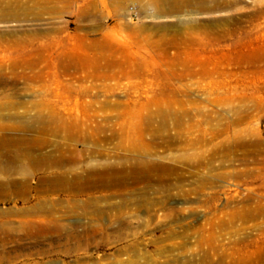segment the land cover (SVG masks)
<instances>
[{"label":"rangeland","instance_id":"1","mask_svg":"<svg viewBox=\"0 0 264 264\" xmlns=\"http://www.w3.org/2000/svg\"><path fill=\"white\" fill-rule=\"evenodd\" d=\"M69 1L0 0V264H264V0ZM113 27L122 73L64 70Z\"/></svg>","mask_w":264,"mask_h":264},{"label":"bare ground","instance_id":"2","mask_svg":"<svg viewBox=\"0 0 264 264\" xmlns=\"http://www.w3.org/2000/svg\"><path fill=\"white\" fill-rule=\"evenodd\" d=\"M19 1V0H17ZM36 1V0H34ZM221 0H152V6L159 12H169V13H183V12H200V13H206V12H212L216 9L222 8L223 4L220 3ZM71 2V0L69 1ZM35 5H39V8L35 7L34 5L31 6L32 9L28 10V12H34V15L37 14L35 17L41 18L42 12L48 11L49 13H59L61 12V8L59 7L58 3H56L53 6H50L49 8H46V6H43L42 3L39 1L34 3ZM9 5L10 3H6L4 5V2H0V19L8 20L13 19L14 17H17V15L11 14L9 11ZM17 5L19 6V2H17ZM62 5L63 2H62ZM49 6V5H48ZM225 5L224 7H226ZM69 6L67 5L66 8ZM64 8V6L62 7ZM65 9V8H64ZM144 10H147L145 7ZM37 11V13L35 12ZM4 15V16H3ZM81 18H90L93 17L92 13H89L88 10H85L83 14L80 15ZM196 26H200L198 23L194 22H179L176 25L177 33L176 35L169 41H167L164 45L165 48L161 49L163 54L165 56L170 55V50L175 49L177 53H175V59L176 60H183L185 59L183 57L186 52L192 48L194 42L191 39L184 38L182 34L183 29H192ZM110 41V47H107L106 45H101L98 50L100 51L98 53V56L89 57V56H82L75 52L68 53L66 57V61L63 63V68L65 71H71V69H83V70H90L89 73L92 74V76H95L100 79H113L117 76L120 72L122 73L121 65H117L116 61L113 59H106V56H116L121 54H128L129 51L127 47L124 45L123 40L120 38V35L118 33V30L116 27H113L110 31V34L107 35ZM111 58V57H110ZM187 60V59H186ZM45 62V59L43 57L37 58V59H26L23 60L22 67L19 65V63H16L14 68H24V69H31L36 70ZM20 66V67H19ZM119 66V67H118ZM107 67L113 68L118 67V69L109 71ZM128 68H134L133 65H128ZM119 70V71H118ZM131 73L138 74L137 71L132 72H125V74L130 75ZM90 74V75H91Z\"/></svg>","mask_w":264,"mask_h":264}]
</instances>
